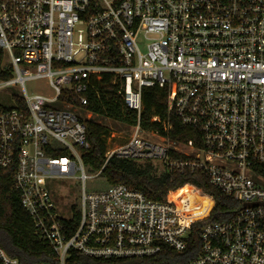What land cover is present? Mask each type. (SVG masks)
I'll use <instances>...</instances> for the list:
<instances>
[{
	"label": "built area",
	"instance_id": "built-area-1",
	"mask_svg": "<svg viewBox=\"0 0 264 264\" xmlns=\"http://www.w3.org/2000/svg\"><path fill=\"white\" fill-rule=\"evenodd\" d=\"M0 49L13 76L0 90L24 93L0 106V170L12 172L56 264L71 252L132 260L166 250L175 264H264V0H0ZM38 79L50 90L30 95L26 82ZM98 85L118 87L138 122L127 142L108 149L97 178L112 158L158 164L166 174L205 175L240 204L229 220L201 228L192 258L191 225L211 213L197 189L185 185L162 201L123 184L86 190L82 155L91 144L73 110ZM152 88L167 93L166 117L145 129L143 92ZM171 116L192 138H169ZM75 179L82 191L69 206L51 183ZM0 264L21 263L0 247Z\"/></svg>",
	"mask_w": 264,
	"mask_h": 264
},
{
	"label": "trees",
	"instance_id": "trees-1",
	"mask_svg": "<svg viewBox=\"0 0 264 264\" xmlns=\"http://www.w3.org/2000/svg\"><path fill=\"white\" fill-rule=\"evenodd\" d=\"M3 52L0 49V80L12 79V74L2 70ZM109 80V77L105 81ZM88 105L86 112L92 113L90 119H82L88 132L91 144L89 151L83 152L82 158L88 173L98 174L105 163L108 151L107 139L112 130L108 121L117 128H131L138 122L137 114L128 109L118 95V87L100 86L90 89L86 94ZM64 99V97H63ZM19 107L23 101L19 100ZM79 106V102H73ZM143 112L141 125L145 129H154L158 124L152 118L166 117L167 93L157 88L145 89L143 92ZM174 128L168 134L171 140L185 141L195 134L191 128L183 126L174 116L170 117ZM101 183L95 191H104L110 187L123 184L144 193L149 199L162 201L172 191L185 185L197 189L200 196L211 203L210 216L203 220H196L191 225L189 251L187 259L197 254L201 228L208 223L223 222L233 217L240 208V204L215 189L201 174H157L150 163L138 164L133 161L112 158L98 176ZM198 179H201L200 182ZM194 218L200 213L195 212ZM78 214L76 215V219ZM0 247L10 256L17 258L21 264L55 263V254L49 245L41 242L36 236L33 224L27 213L22 209L18 194L13 190V175L10 171L0 170ZM196 253V254H195ZM180 263L178 255L165 251L155 258L132 260H102L87 257L78 252H71L66 264H175ZM56 264V263H55Z\"/></svg>",
	"mask_w": 264,
	"mask_h": 264
},
{
	"label": "rangeland",
	"instance_id": "rangeland-1",
	"mask_svg": "<svg viewBox=\"0 0 264 264\" xmlns=\"http://www.w3.org/2000/svg\"><path fill=\"white\" fill-rule=\"evenodd\" d=\"M5 65H9V59L6 57L4 60ZM26 89L27 92L30 95H34L38 92H47L50 90L47 87V80L45 79H38L34 81H27L26 82ZM17 97H24V93L19 85H11L8 86L2 90H0V106L3 107H13L15 105V98ZM73 112L79 116L80 118H86L90 119V117L86 116L87 113L84 109H78L73 110ZM108 126L111 128L112 132L110 136L107 139L108 149H115L120 145H123L127 140L130 138V136L133 133V127L131 128H124L115 126L112 122L108 121ZM151 164V163H150ZM157 174H161L163 172V168L158 164H151ZM89 180L86 183V190L88 192L95 190L96 187L101 183V180L97 178L95 175L90 174ZM77 176H80V173H77ZM51 186L54 188V191H56V195H68L67 201L63 199H58L57 197V203L60 204L61 202H68L69 206L74 203L75 198H72V196L77 197L76 201H79V195L82 191V184L77 179L75 180H69V181H53L51 183ZM71 196V197H70ZM60 200V201H59ZM64 208L67 209L66 206ZM69 213H66L64 211H61V215H68Z\"/></svg>",
	"mask_w": 264,
	"mask_h": 264
}]
</instances>
